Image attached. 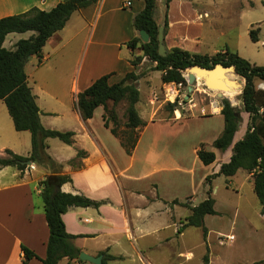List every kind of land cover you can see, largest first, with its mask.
Masks as SVG:
<instances>
[{
	"label": "crops",
	"instance_id": "1",
	"mask_svg": "<svg viewBox=\"0 0 264 264\" xmlns=\"http://www.w3.org/2000/svg\"><path fill=\"white\" fill-rule=\"evenodd\" d=\"M63 1L0 0V19L23 14L33 8L48 12ZM127 1L129 0H101L95 6L76 11L65 28L47 42L41 54V59L32 57L29 60L26 65V73L29 79L28 67L31 64L40 68L53 59L59 64L75 62L71 88L73 97L70 111L66 114V117L70 116V122H74V125L66 130V132L72 131L75 133V143L70 146V150L74 153H70L66 157L59 155L55 158L50 157L55 163L63 167L61 173L69 175L72 179L71 183L62 186V192L83 195L103 204L99 209L72 208L63 215L62 218L67 232L74 236H84L75 239L73 241L74 245L81 252L93 257L103 255L105 258V254L115 257V259L108 260V264H176L177 252L173 250L167 254L162 252H164V242L165 244L167 242L173 243L175 235L178 236V239L184 235V233L177 230L176 221L174 222L173 216H171L172 208L168 205V203L178 198L167 199L161 192L162 187L158 183L157 177L164 173L177 171L178 177L190 186L184 195V199L191 194H195V183L201 186L202 181L215 168L218 172L220 166L224 164L218 163L219 154L222 152L212 145L222 134L225 122L220 108L217 113L213 114L217 119V129L215 130L217 133L211 143L199 140L190 148L191 154H187V156H190L186 157V159L189 158L187 161H185L184 156H182L183 158L179 157V163L185 165L186 170L170 168V166H167L168 164L162 161V156L160 157L154 153L152 159L157 157L159 162L156 159L157 161L149 167V173L143 176L133 171L135 156L140 150L143 138L153 124L155 125L156 120L150 117L145 119L141 116L147 125L133 154L128 156L121 147L125 155L130 157L128 164L124 166L119 163L109 146L108 139L112 141V138L115 139L116 137L112 135L110 129L104 126V108L99 107L92 119L87 121L82 119L76 106L77 95L80 92L89 88L102 76L111 75L110 82L118 83L129 72L135 71L130 61L133 54L137 55L140 52H133L127 44L133 39L139 38V31L134 27V19L144 9V2L130 0L132 5L127 8ZM262 4L264 5V0H262ZM250 5L255 6V2L250 0ZM199 7L200 4L196 3L195 0L171 1L167 11L169 28L164 40L167 51L179 48L195 54L213 56L204 53L200 39L195 37V21L199 22L203 18L199 13L195 20V12L199 10ZM162 8L166 12L164 0H158L156 21L160 26L164 25V18L162 19L160 15ZM204 13L208 15L209 12L205 11ZM10 35L7 36L4 47ZM33 35L34 33L29 38ZM259 39L260 41L257 44L264 45V41H261L260 36ZM18 41L20 40L14 41L9 50H13ZM225 48L238 53L240 56L239 49L232 50L228 46ZM226 49L220 52H224ZM220 52L214 50L212 54L215 55ZM40 60L41 63L39 64ZM140 66L135 71L136 74L140 73L142 76L148 70L153 72V64L146 68L143 64ZM159 73L161 78L162 74ZM141 81L142 79L139 80L138 77L136 83ZM30 88L40 109L41 122L43 115L48 117L58 115L55 111L46 108L50 106L49 99L57 100V97L53 95L54 93L51 94L42 87L39 92H36L32 87ZM178 113L175 111V123L166 120L159 122L161 124L168 122L169 125L176 126L195 121V119H205V117L199 116L185 117L187 121L180 123L183 119L181 114ZM97 116H99L98 120ZM245 121L248 127L249 115L246 113L239 123L235 142L242 140L245 136L244 134L243 137L238 138V133ZM96 123L100 127L99 130L94 127ZM48 128L59 130L56 127ZM100 130L104 131L107 136L103 137L102 133L99 132ZM118 142L120 143L119 140ZM203 144L209 145V150L216 154V161L209 166L203 165L198 157V151ZM78 151L86 153V157L81 160L82 168L80 170L74 169L70 165V162L77 157ZM150 152L155 151L150 150ZM227 152L230 153L231 157V150ZM188 162L191 164L190 166L186 165ZM6 168H0V264H23L22 245L33 251L40 259H44L50 232L43 205L41 209L40 205L35 203L33 193L39 197L41 192L40 182L47 175H50L51 171L46 167L45 171L33 177V172H39L40 167L37 165L34 171L23 175L16 168L11 167L14 169L10 177L12 182L3 184L1 183L3 179L2 172ZM198 168L203 172L199 181L196 172ZM240 173L242 174L240 175ZM217 179L214 182V197L220 190L216 186ZM235 181L239 183L238 189L235 190L237 194L247 185H250L251 191L255 194L253 174L240 170L235 176L226 178L224 186L226 191H231L230 189ZM141 182H147L146 189L139 187L138 184ZM178 200L182 201L183 199ZM215 201V206H217V200L215 199ZM257 201L260 204L258 198ZM260 209L264 210L261 204ZM216 211L218 214L217 208ZM169 212H171L170 215ZM176 216L180 217V215ZM172 228H174V232L166 235L167 230ZM163 256L166 257L163 258ZM172 258L175 259L170 262L169 259L172 260ZM68 261L67 258H64L59 264H68ZM167 261L169 262L165 263ZM28 264H41V262L38 259H33ZM74 264L81 263L75 262ZM84 264L91 263L86 262ZM209 264H212L211 260Z\"/></svg>",
	"mask_w": 264,
	"mask_h": 264
},
{
	"label": "trees",
	"instance_id": "2",
	"mask_svg": "<svg viewBox=\"0 0 264 264\" xmlns=\"http://www.w3.org/2000/svg\"><path fill=\"white\" fill-rule=\"evenodd\" d=\"M101 0H64L51 11H42L33 8L26 13L13 15L0 19V102L3 101L13 121L17 132H29L31 134L32 151L29 156H20L10 150H6L7 158H0V168L14 167L23 175L28 169L27 162L37 166H44L51 171L40 182V200L49 227L50 237L47 243L46 257L40 259L26 246H21L23 252V264H28L33 259H38L41 264H59L67 258L68 264L86 262L80 260L81 250L73 243L77 238L67 232L63 215L72 208L99 209L102 202H97L83 195L64 193L61 188L66 183H71L69 175L62 174V166L55 163L47 154L48 139H58L66 145L75 143V133L62 132L47 129L41 122L40 109L35 95L28 84L26 65L32 57L41 59V54L47 42L59 31H62L71 16L79 10L88 9L98 4ZM144 2V9L135 17L134 27L137 31H146L150 40L143 43L140 38H135L127 45L134 52L130 61L136 71L145 58H148L156 66L153 71L161 72L163 84H182L188 88L187 75L193 66L211 68V64L235 66L237 72L245 79V87L242 91V110L233 107L229 100H222L221 114L224 117V130L214 141L213 147L222 153L231 150L230 160L220 166L218 172L207 177L231 178L238 171L244 170L253 174L254 192L264 208V89L258 87V83L264 82V66L251 64L240 57L238 53L226 49L224 52L213 56L195 54L179 48L167 51V55L159 54L158 31L160 25L156 21L158 0H140ZM172 0H164L166 12L164 15V35L169 28L167 11ZM33 32L34 35L26 40H20L13 50L4 47L6 38L10 34H23ZM260 29L250 31L251 40L259 43ZM41 60L39 61V64ZM135 71L129 72L123 80L111 83V75L98 78L89 88L77 95L76 106L83 120L94 117L95 111L103 107L104 126L110 129L119 141L128 156H131L139 142V134L147 123L140 116L137 104L140 102V91L137 86L138 75ZM126 102V123L124 130L119 132L118 117L115 107ZM110 103L113 108H109ZM177 101L168 102L165 110L171 115L175 112ZM241 111L249 115L247 131L242 140L235 142L241 120ZM112 124V126H110ZM86 157L84 151H78L77 157L70 165L77 170L82 168L81 160ZM198 157L205 166L216 161V154L205 149L204 144L198 151ZM177 203V202H175ZM216 201L212 197V189L207 192L206 199L199 205L190 208V214L186 217L182 229L199 228L204 237H207L208 229L205 225L207 216H216ZM180 231V230H179ZM115 259L105 254L104 264L108 260ZM205 264H209L206 256ZM255 264H264V260Z\"/></svg>",
	"mask_w": 264,
	"mask_h": 264
},
{
	"label": "rangeland",
	"instance_id": "3",
	"mask_svg": "<svg viewBox=\"0 0 264 264\" xmlns=\"http://www.w3.org/2000/svg\"><path fill=\"white\" fill-rule=\"evenodd\" d=\"M252 1L255 2V6L250 5V0H195L196 3L200 4L199 10L195 12V20L199 13L203 17L199 22L195 21V37L200 39L204 53L214 55L212 54L214 50L220 52L228 46L232 50L239 49L240 56L251 64L264 66V45L254 43L250 37L251 30L260 29L259 36L261 41H264V5L262 0ZM241 7L242 9H240ZM205 11L209 12L208 15H205ZM160 15L163 19L165 15L164 8L161 9ZM32 34L33 32L12 34L5 47L11 49V44L14 41L26 40ZM142 64L145 68L151 64L156 66L148 58H145ZM74 69V61L59 64L54 59L46 62L40 68L35 67L34 64L28 67V74L30 75L28 79L29 86L36 92H39L42 87L45 91L51 94L54 93L53 95L57 97V100L49 99L50 106L46 108L55 111L58 115L52 117L43 115L42 117L43 126L47 129H49L48 127H56L59 129L57 131L66 132L70 126L74 125V122L69 120L70 116L66 117V114L70 111L73 97L71 88ZM137 74L139 80L142 79L140 83H137L141 98L140 103L137 104L138 112L145 119L150 117L156 120V123L155 125L153 124L143 138L140 150L135 156L133 171L143 176L148 174L150 171L149 167L158 160L157 157L152 159L154 153L160 157L162 156V161L168 164L167 166H170V168L186 170L185 165L180 164L181 162L179 163L178 159L184 156L185 161H187L189 158L186 159V157H190L187 154H191L190 148L199 140L211 143L217 133L215 132L217 119L213 116L215 114L213 112L217 113L220 108L222 110V100L224 98H219L215 92L206 89L199 82L190 94V99L184 104L185 96L188 94L187 87L182 86L180 88L176 86L175 88L174 86L163 85L160 73L157 71L148 70L142 76L140 73ZM184 75H187V71L184 72ZM258 87L264 89V82L258 83ZM225 96V99L229 100L233 107L242 110V92L238 90L233 93L225 92ZM176 101L177 107L175 111L179 112L178 114H181L183 119L180 123L187 121L185 117L199 116L205 117V119H195V121L176 126H171L168 122L161 124L160 122L165 120L171 123L176 122L175 112L171 115L165 110L168 102L173 103ZM126 107L127 103L121 102L114 109L118 117L119 132H122L125 128ZM109 108H113L111 103ZM202 110H204V113H202ZM244 115L245 113L241 111V120ZM98 117L97 120L99 119ZM246 123L245 121L239 131L238 138L244 136L247 128ZM94 127L97 130L100 129L98 123ZM144 130L145 128L141 130L140 138ZM99 132L102 133L103 137L107 136L104 131L100 130ZM108 143L119 163L126 166L130 157L126 156L122 151L118 140L116 138H112V141L108 139ZM46 144L48 145L46 152L52 158L57 157V155L66 157L70 153H74L70 150L69 145L58 139H48ZM204 147L210 151L209 145H204ZM6 149H10L20 156H29L32 151V143L29 132H17L15 130L7 107L1 101L0 158L8 157L5 153ZM150 150L155 152L152 153ZM229 157V152L219 154L218 163L228 162ZM189 162L186 164L187 166L191 165ZM38 167H40L39 172H33V177L47 169L44 166ZM216 169L208 176L215 173ZM13 171V168L7 167L2 172L3 179L1 183L12 182L10 177ZM28 172L31 171L27 169L25 174ZM176 172L164 173L157 177V181L162 187L161 192L167 199H183L182 201L174 200L168 205L172 208L171 216H173L174 222L176 221L177 230H180L184 235L180 239L175 235L173 243L166 241L167 243L165 244L164 242L163 254L170 253L171 250L177 252L176 264H205L206 256H208L209 262L210 260L212 261V264H255L264 259V210L260 209V204L256 195L251 191L250 185L245 186L237 194L235 190L238 189L239 183L235 181V184L230 189L231 191H226L224 187L226 178L221 176L216 180V186L220 190L214 197L215 178L207 181V176L202 181L201 186L195 183V194H191L184 199V195L190 186L182 178L180 179ZM196 172L197 180L199 181L203 172L199 168ZM138 185L146 189L147 182H141ZM210 188L212 189V197L217 200L215 209L217 208L219 213L216 216H207L205 218V225L208 229L207 237H204L202 230L199 228H188L185 231L182 226L186 217L190 214V208L203 202ZM33 198L35 203L41 207L40 198L34 193ZM170 214L171 212H169ZM176 215H180V217ZM172 232H174V228L167 230L166 235ZM231 237L233 238L231 239ZM165 257L163 256V258ZM174 259H169V261L172 262Z\"/></svg>",
	"mask_w": 264,
	"mask_h": 264
},
{
	"label": "water",
	"instance_id": "4",
	"mask_svg": "<svg viewBox=\"0 0 264 264\" xmlns=\"http://www.w3.org/2000/svg\"><path fill=\"white\" fill-rule=\"evenodd\" d=\"M139 38L143 43H148L150 36L146 31H139ZM165 35L164 27L160 26L158 31V42H159V54L161 56L167 55V50L164 45ZM230 75V80H226V76ZM187 82H188V94L185 96L184 104L190 99V94L194 91L195 85L201 82L204 87L212 92H215L219 98H225V92L233 91L238 89L242 92L245 87V79L241 76L235 66H224L220 64H211V68H204L202 66H193L187 71ZM32 163L27 162L30 166ZM103 255L93 257L85 252H81L80 260L89 262L91 264H104Z\"/></svg>",
	"mask_w": 264,
	"mask_h": 264
},
{
	"label": "built area",
	"instance_id": "5",
	"mask_svg": "<svg viewBox=\"0 0 264 264\" xmlns=\"http://www.w3.org/2000/svg\"><path fill=\"white\" fill-rule=\"evenodd\" d=\"M131 5H132V3H131V1L129 0V1H127L126 2V7L127 8H129V7H131ZM170 86H174L175 88H176V86H178V87H182V84H175V83H170ZM174 103V102H173ZM184 103V102H183ZM212 109H213V107H212ZM202 113H204V110H202ZM213 113H216L215 111L213 112ZM36 169V166H35V164H31L30 166H28V170H30V171H34ZM233 237H231V239H232Z\"/></svg>",
	"mask_w": 264,
	"mask_h": 264
},
{
	"label": "bare ground",
	"instance_id": "6",
	"mask_svg": "<svg viewBox=\"0 0 264 264\" xmlns=\"http://www.w3.org/2000/svg\"><path fill=\"white\" fill-rule=\"evenodd\" d=\"M230 75H227L226 76V80L228 81V80H230ZM238 89H233V91H230V92H226V93H233V92H235V91H237ZM172 91V90H171ZM172 95V94H171Z\"/></svg>",
	"mask_w": 264,
	"mask_h": 264
}]
</instances>
